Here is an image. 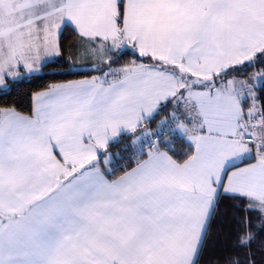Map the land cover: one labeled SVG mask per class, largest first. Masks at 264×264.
Here are the masks:
<instances>
[{
	"label": "snow or ice",
	"instance_id": "snow-or-ice-1",
	"mask_svg": "<svg viewBox=\"0 0 264 264\" xmlns=\"http://www.w3.org/2000/svg\"><path fill=\"white\" fill-rule=\"evenodd\" d=\"M125 46L136 58L114 66ZM92 60L102 75L73 71ZM50 65L83 78L36 92L31 114L0 106V264H202L226 201L212 264H257L264 0H0V88ZM176 131L193 145L182 160L161 147ZM121 133L144 158L114 176Z\"/></svg>",
	"mask_w": 264,
	"mask_h": 264
},
{
	"label": "trees",
	"instance_id": "trees-1",
	"mask_svg": "<svg viewBox=\"0 0 264 264\" xmlns=\"http://www.w3.org/2000/svg\"><path fill=\"white\" fill-rule=\"evenodd\" d=\"M62 34L64 35V66L67 67L69 61L67 55H69L71 51L73 52L71 27L66 25L64 30H62ZM135 58L136 54L131 51H124L113 61V64L114 66H116L115 64L123 65ZM50 67L51 65L49 66V69H45V71L40 74L26 75L19 81H10L9 86L5 88V90L0 89V106H14L18 111L24 114H31V100L36 92L47 89L52 83H62L68 80L83 78L80 75L53 76L50 74ZM251 71L253 70H248L249 73H251ZM84 73H86L87 76H91L95 72L85 71ZM172 106L171 100L166 101V103L161 105L159 114L151 119L144 127L148 130L155 129L156 121L161 119L160 115H167ZM141 131H143V129H138V132ZM156 135H160V132L158 131ZM132 141V134H123L121 137L111 142L109 146L111 157L108 167L111 168L114 176L123 174L126 168L130 169L134 167L137 159L144 158L139 154L141 142L134 145ZM161 147L169 151V154L177 160H182L187 152L192 151L193 145L187 138H184L176 131L171 135L170 143L162 142ZM101 155H103V152H101ZM231 204L232 201H226L221 206L220 213L210 230L211 242L208 247V252L203 258L202 264H212L220 247L228 241V233L234 227L232 223L234 209L231 207ZM259 223L258 220L255 218L253 219V228L259 233L257 242L254 245V250L257 254V264H260L261 261V241H264V232L258 227Z\"/></svg>",
	"mask_w": 264,
	"mask_h": 264
},
{
	"label": "crops",
	"instance_id": "crops-1",
	"mask_svg": "<svg viewBox=\"0 0 264 264\" xmlns=\"http://www.w3.org/2000/svg\"><path fill=\"white\" fill-rule=\"evenodd\" d=\"M66 25H68V26H70V27H72L71 26V24L70 23H68V22H65V26ZM73 50V52L71 51V53H69V55H67V57H68V60L72 57V56H74L75 55V49L73 48L72 49ZM124 51H131L132 53H134V54H136L131 48H129V47H127V46H125L123 49H122V51L121 52H124ZM89 63H96L97 64V66H98V68H99V71H95V73L94 74H92L91 76H93V75H102V73H103V71H105L106 70V65H104V64H101L98 60H92V61H88ZM74 72L75 71H79V72H85V71H88V72H93V71H91V70H89V69H86V68H80V69H74L73 70ZM91 76H88V77H91ZM81 79V78H80ZM1 90H5V88H0ZM164 103H166V102H162V104H164ZM31 104H32V107H33V102H32V100H31ZM32 112V111H31ZM124 133H121V135H120V137L123 135ZM180 135L181 136H183L181 133H180ZM184 138H186L185 136H183ZM116 140V139H115ZM115 140H113V141H115ZM112 141V142H113ZM111 144V143H110ZM135 166V165H134Z\"/></svg>",
	"mask_w": 264,
	"mask_h": 264
},
{
	"label": "rangeland",
	"instance_id": "rangeland-1",
	"mask_svg": "<svg viewBox=\"0 0 264 264\" xmlns=\"http://www.w3.org/2000/svg\"><path fill=\"white\" fill-rule=\"evenodd\" d=\"M177 132H179V131H177ZM180 133V132H179ZM182 134V133H181Z\"/></svg>",
	"mask_w": 264,
	"mask_h": 264
}]
</instances>
